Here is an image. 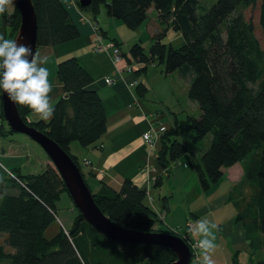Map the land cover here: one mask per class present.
Masks as SVG:
<instances>
[{"label": "trees", "instance_id": "16d2710c", "mask_svg": "<svg viewBox=\"0 0 264 264\" xmlns=\"http://www.w3.org/2000/svg\"><path fill=\"white\" fill-rule=\"evenodd\" d=\"M31 1L36 14L37 47L59 46L79 38V30L60 0ZM256 1L216 0L206 5L201 0H91L82 10L97 15L104 5L108 17L121 21L132 31L145 21L150 8L157 12L163 29L153 33L148 53L135 43L122 56L128 64L140 65L138 75L155 64L163 66L165 76L175 73L188 83L187 97L199 108L196 117L186 118L188 128L193 131L192 143L196 146L209 137V146L196 156L197 147L188 149L178 140V124L165 128L155 153L160 173L154 178V186L160 187L170 173L171 164L189 153L198 183L207 191L219 182L224 170L252 153L247 159L248 166L244 167L246 179L250 177L255 189L248 213L252 207L256 213L249 225L255 223L263 235L264 248V52L251 21L242 12ZM0 15L2 26L9 31L7 39H12L19 26V12L14 6L11 12L6 8ZM258 23L264 38V0H260ZM169 29L180 33L183 39L177 48L162 42ZM56 73L65 96L53 104L51 120L30 123L28 108L17 104L16 107L24 123L55 142L79 166L69 146L77 142L87 148L99 140L106 131L104 106L98 93L88 88L93 78L77 58L60 62ZM146 92V86L137 82L136 97L141 98ZM12 134L1 118L0 138ZM63 193L68 195L51 163L38 174L21 175L10 170L7 176H0V234L5 235L0 242V262L170 264L175 261V253L163 246L106 238L78 212L69 229L61 228L46 239L44 232L55 221L56 202ZM91 193L99 210L116 225L137 232L172 234L155 227L156 214L145 203L146 190L130 179L123 180L118 190L101 186L98 192Z\"/></svg>", "mask_w": 264, "mask_h": 264}, {"label": "crops", "instance_id": "0c3cea01", "mask_svg": "<svg viewBox=\"0 0 264 264\" xmlns=\"http://www.w3.org/2000/svg\"><path fill=\"white\" fill-rule=\"evenodd\" d=\"M60 2L67 9L80 35L78 39L59 46L36 48L35 53L47 57L45 66L49 70V80L53 85L49 94L51 103L54 104L65 96L63 86L57 77V65L68 58L75 57L92 76L93 83L88 88L98 93L106 115V131L99 140L87 148L72 142L69 146L70 154L77 158L80 171L91 192H98L101 186L118 190L123 180L130 179L135 186L146 190L145 203L156 214L155 227L178 228L179 225L171 215L173 188L166 189L163 183L158 188L154 186V178L160 173L155 156L159 144L151 148L144 142L142 136L145 132L157 129L159 126L167 129L174 127L179 124L177 110L184 113L187 108L194 107V102L187 97L188 83L175 73L165 76L162 72L163 68L159 76L162 81L151 79L147 70L138 75L137 70L140 65L128 64L124 57L115 65L111 57V49L95 52V45L101 43L107 46L110 43L114 44L113 40H116L121 51L127 53L130 47L125 50L124 46L138 43L140 37L130 36V42L126 43L127 41L123 40L119 34L117 37L112 33V26L114 29L123 27L124 24L121 21L108 16L105 19L98 14V17L93 14L91 21L76 0H60ZM149 11L151 8L148 14ZM154 26L156 28L149 31V42H152L153 33L161 31L162 28L158 20ZM8 34L9 31L2 26L0 15V35L7 39ZM127 67L135 69L128 71ZM169 77L170 82L167 80ZM106 78H110L112 82L106 83ZM137 82H142L147 88V92L141 98L136 97L135 94ZM153 102L156 106H153L155 105ZM28 111V122L40 121L30 109ZM169 113L172 114V118H169ZM165 120L167 122L162 123ZM9 137L0 138L1 177L7 176L10 170L20 173L23 159L26 157L23 148H28L27 140L22 139L18 142L11 140L7 142L8 144H2L1 140ZM206 148L201 146L200 153L197 152L196 156L201 155ZM190 157L192 159L191 155ZM239 164L224 170L222 178L209 190L201 189L203 192L199 202H195L196 198H189L190 190H183L187 214L189 213L195 222L206 218L218 225V230H215L217 248L212 254L215 264H261L264 262L263 235L255 223L253 226L249 225L251 221L253 222V216L256 213L253 207L251 213H248L255 189L250 187L244 173V166L239 167ZM179 165L183 169L188 168L186 163ZM178 169L179 167L171 171L170 168L166 181L174 185L178 176L177 179L179 178L178 180L182 183L178 185L179 188L183 189L192 185L191 189H196L198 179L194 167L192 172ZM225 183L227 187L224 186ZM250 188L252 189L251 199ZM187 223L184 225L186 228L184 234H188L190 239L197 241V237L187 230Z\"/></svg>", "mask_w": 264, "mask_h": 264}, {"label": "rangeland", "instance_id": "374dc122", "mask_svg": "<svg viewBox=\"0 0 264 264\" xmlns=\"http://www.w3.org/2000/svg\"><path fill=\"white\" fill-rule=\"evenodd\" d=\"M204 4L206 5H211L213 4L216 0H201ZM259 4H260V0H257L254 6L248 7L247 9H243V15L245 17V19L247 21H251L252 25H253V30L255 33V36L260 44L261 49L264 52V38L262 36L261 33V29L259 27ZM15 6L14 2L12 5H9L7 7V11L11 12L13 10V7ZM16 7V6H15ZM84 14L86 16H88V18L92 21L93 19V13L89 12V11H84ZM98 15H100L99 17L105 18L107 19V15H106V11H105V6L101 5L100 6V12L98 13ZM97 15V17H98ZM157 21V15H156V11L151 8V11H149V14L147 16V18L145 19V21L138 27L137 30L132 31L130 29H128L125 25H123V27L121 29H114V27L112 26V33H114V35H118L120 37H122L123 40L127 41L126 43L130 42V36H139L140 40L138 41V43L141 45V47L143 48L145 53H148L149 48L151 46V42H149L150 38H149V31L150 29H155L156 27L154 26V23ZM162 27V26H161ZM163 29V27L161 28ZM116 33V34H115ZM117 36V37H119ZM119 39V38H118ZM129 41V42H128ZM165 45L167 46H172L173 48H177L179 47L182 43H183V39L180 35V33L175 32L171 29H169L166 32V36L164 37L163 41H162ZM137 43V42H136ZM134 44V43H133ZM133 44H129V46H124V49L127 50L129 47H131ZM128 45V44H127ZM163 67L161 65H156L154 66H150L147 71H148V75L151 77V79L153 80H161L159 79L160 76V70ZM168 82H170V77L169 79H167ZM153 82H157V81H153ZM156 84L154 83V86ZM155 104V102H153ZM194 107L193 108H187L185 110V112H180L179 110H177V118L179 121V131H178V140L181 141L188 149H192V148H196L197 152L200 153V147H208L209 146V137L203 139L198 145L194 146L192 143V139H193V131L190 130L188 128V123H187V116H193L196 117L199 114V108L197 103L194 102ZM153 106H156L153 105ZM160 113V112H159ZM2 114V109L0 106V122H1V118H3V114ZM169 118H172V114L169 113ZM4 120V118H3ZM167 122V120H165L162 123ZM7 125V124H6ZM27 140V149L23 148L25 151V155L26 157L23 159V164L21 165L20 168V174L21 175H26L28 173L31 174H38L40 173L48 163H51L49 158L47 157L46 153L42 150V148L35 143L34 141H32L29 137L23 135V134H19V133H13L8 139H2L1 142L2 144H6L7 142L11 141L12 142H18L20 140ZM77 143V142H76ZM8 144V143H7ZM78 144V143H77ZM28 150V151H27ZM30 151V152H29ZM197 153V154H198ZM252 153L244 160L242 161L238 166L242 167L245 165L248 166L247 163V159L249 160L252 157ZM182 163H186V165L188 166L187 169H183L182 166H180L179 164ZM179 164L178 162H173L170 166L171 171L175 170L176 168L179 167V169L182 170H187V171H191L192 172V168H193V162L192 159L189 155V153H186V155H184L180 160H179ZM179 165V166H178ZM243 167V168H244ZM178 169V170H179ZM178 174V173H177ZM178 176H176L175 179V184L173 185L171 182H167L166 178L163 180V184H164V188L166 189H172V211H171V215L173 216V218L175 219L176 223L179 225V227L181 228V233L184 234L186 232V228H185V223H194L195 220L189 215V213L187 214L186 208V201L183 199L184 198V189H187L188 191L190 190L189 194V198L191 199L196 198L195 202H199V199L201 198L200 196L202 195V190L201 187L198 184H196V189H191V186H188L186 188H179L178 185H181L182 183L177 179ZM173 181V179L171 180ZM249 184L250 187L253 186L251 179L249 177ZM167 182V183H166ZM193 183L195 184V181H193ZM227 187V183H225V185ZM197 190V191H196ZM251 188H250V199L252 198V194H251ZM183 200V203H182ZM193 202V201H192ZM77 215V210L75 209L71 199L69 198V196L66 193H63L59 200L56 202V211H55V221L52 222L50 224V226L45 230L44 232V237L46 239H51L61 228L62 229H69L72 225L73 219L75 218V216ZM206 219V218H205ZM209 220V219H207ZM178 227V228H179ZM168 228H172L170 226H168ZM183 229V231H182ZM188 230V229H187ZM5 238V235L0 234V242L3 241V239ZM5 249L7 251H11L12 249L5 247ZM0 264H4L3 262H0Z\"/></svg>", "mask_w": 264, "mask_h": 264}, {"label": "water", "instance_id": "95a60500", "mask_svg": "<svg viewBox=\"0 0 264 264\" xmlns=\"http://www.w3.org/2000/svg\"><path fill=\"white\" fill-rule=\"evenodd\" d=\"M19 15V26L12 37L19 38L36 52V14L31 0H13ZM91 0H77L80 8H86ZM0 105L7 127L12 133H19L29 137L46 153L51 164L61 177L65 189L77 212L97 231L110 240L128 243H142L163 246L175 253L176 259L170 264H189L191 253L188 245L177 235L163 232H137L124 229L113 223L96 206L92 193L84 181L78 164L64 152L55 142L40 133L33 126H29L20 118L16 104L8 96L0 92Z\"/></svg>", "mask_w": 264, "mask_h": 264}, {"label": "clouds", "instance_id": "9594fccd", "mask_svg": "<svg viewBox=\"0 0 264 264\" xmlns=\"http://www.w3.org/2000/svg\"><path fill=\"white\" fill-rule=\"evenodd\" d=\"M13 4V0H0V14ZM47 57L34 53L31 46L0 35V92L6 94L14 104L31 110L40 120H51L54 105L50 93L53 85L49 80V70L45 66ZM218 230L216 223L200 219L189 226V231L197 237L199 264H215L212 254Z\"/></svg>", "mask_w": 264, "mask_h": 264}, {"label": "built area", "instance_id": "2783aa9c", "mask_svg": "<svg viewBox=\"0 0 264 264\" xmlns=\"http://www.w3.org/2000/svg\"><path fill=\"white\" fill-rule=\"evenodd\" d=\"M107 49H111V57L115 65H117L123 58L122 51L119 47H117L115 44L110 43L107 46H104L101 43H98L94 47L95 52H101L105 51ZM128 71H131L132 69H135L134 67H127ZM119 71V70H117ZM106 83H111L110 78H106ZM165 131L164 126H159L157 129H151L148 132H145L143 134V140L146 144H148L151 148H153L159 141L161 134ZM192 225L191 223H187V228L189 230V226ZM170 231L173 235L180 236L184 242L188 245L191 253V259L189 264H199L198 256L200 255L199 249L196 247V240H192L188 237V234H182L181 228H169L167 229ZM189 232V231H188Z\"/></svg>", "mask_w": 264, "mask_h": 264}]
</instances>
